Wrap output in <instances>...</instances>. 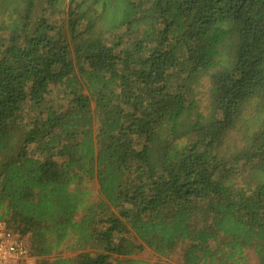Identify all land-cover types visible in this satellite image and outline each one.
<instances>
[{
  "label": "trees",
  "instance_id": "16d2710c",
  "mask_svg": "<svg viewBox=\"0 0 264 264\" xmlns=\"http://www.w3.org/2000/svg\"><path fill=\"white\" fill-rule=\"evenodd\" d=\"M6 2L0 221L36 264H264V0Z\"/></svg>",
  "mask_w": 264,
  "mask_h": 264
},
{
  "label": "rangeland",
  "instance_id": "374dc122",
  "mask_svg": "<svg viewBox=\"0 0 264 264\" xmlns=\"http://www.w3.org/2000/svg\"><path fill=\"white\" fill-rule=\"evenodd\" d=\"M6 5L10 9L9 11L12 10V8L19 6L18 0H6ZM3 2V0H0V3ZM1 15H9V12H3ZM205 83H208V80H205ZM200 95L199 99H201L202 103V109L208 104V84H205V86H202L200 88ZM244 122L239 125L238 131H235L231 134V138L228 141V144L230 146H241L243 144V137L250 135L251 132H253L256 128L254 126V120L251 118V108L249 111L244 115ZM227 143V142H226ZM227 147V145H226ZM250 174L249 170H246L242 173V176L237 180V183L240 186L244 182V180L249 181L250 180ZM252 177V176H251ZM258 178L252 177V180H256L257 183H259ZM261 180H264V175H262ZM256 185V184H255ZM89 189L93 191L94 197L98 195V186L95 182L90 183ZM181 254H182V249H178V251L171 255L170 257H161L158 254H156L153 250L149 248H144L143 250L139 251L136 253L132 258L136 260H143V261H148L151 263H164V264H181ZM77 253L73 250H69L66 248H62L58 253L54 254V256H61L63 258H68V259H73L75 258ZM53 256V257H54ZM250 264H256V257L254 254H250L249 258Z\"/></svg>",
  "mask_w": 264,
  "mask_h": 264
},
{
  "label": "built area",
  "instance_id": "2783aa9c",
  "mask_svg": "<svg viewBox=\"0 0 264 264\" xmlns=\"http://www.w3.org/2000/svg\"><path fill=\"white\" fill-rule=\"evenodd\" d=\"M0 264H36L28 238L8 229L0 221Z\"/></svg>",
  "mask_w": 264,
  "mask_h": 264
}]
</instances>
